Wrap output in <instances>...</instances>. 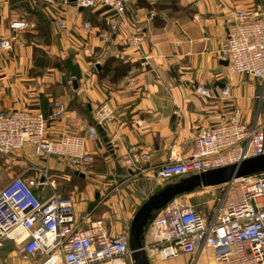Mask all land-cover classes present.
<instances>
[{
	"label": "crops",
	"instance_id": "1",
	"mask_svg": "<svg viewBox=\"0 0 264 264\" xmlns=\"http://www.w3.org/2000/svg\"><path fill=\"white\" fill-rule=\"evenodd\" d=\"M179 6L180 10L170 16L168 11L140 8L132 0L127 23L144 28L146 36L135 48L128 45L127 29L116 31L109 26L116 19L123 25L126 19H119L107 6L81 11L71 0L67 5L46 0H0V41L13 39L11 50L0 49V110L39 111L47 116L55 101L64 102L69 112L51 123L46 132L52 140L65 135L86 136L95 109L104 103L116 112L115 119L99 131V139L87 142L94 163L82 172L85 178H73L80 187L74 185L75 191L68 195L78 211L90 215V221L104 219L112 236L125 231L129 234L137 210L167 185L154 179L152 170L171 158L190 157L200 130L214 126L221 115L234 110H240L245 124H264L259 100L263 81L234 73L230 65L223 64L227 60L220 52L232 13L239 9L251 14L264 12V0H180ZM29 10L41 12L50 21V45L41 42L36 18ZM15 21L36 27L13 31L10 25ZM156 22L163 25L158 27ZM86 23L92 28L86 30ZM107 34L111 41L103 42ZM35 47L53 59L73 56L81 69L78 89L64 83L65 74L59 69L36 67ZM87 49L91 56L85 54ZM110 58L130 62L133 68L117 78L114 71L99 75L97 66ZM32 69L42 74L33 76ZM70 78L75 80V76ZM199 87L209 90L211 96L199 94ZM225 88L228 96L222 94ZM75 97V106L86 108L87 113L70 106ZM134 154H148L150 159L141 160L133 173L124 160ZM32 163L45 162L31 145L20 154L0 156V189ZM51 167L52 173L59 172L67 180L71 177L56 164ZM54 184V190L39 189L40 197L57 191L56 179ZM45 259L43 255L25 256L22 246L13 242L0 249L1 264H42Z\"/></svg>",
	"mask_w": 264,
	"mask_h": 264
},
{
	"label": "built area",
	"instance_id": "2",
	"mask_svg": "<svg viewBox=\"0 0 264 264\" xmlns=\"http://www.w3.org/2000/svg\"><path fill=\"white\" fill-rule=\"evenodd\" d=\"M46 1L68 4V0ZM131 1L75 0V4L83 9L103 4L117 13L119 19H126ZM118 25L113 30L127 29L130 47L139 48L145 42L144 28L130 27L127 21ZM29 27L33 25L25 21L10 25L13 31H25ZM84 28L89 30L91 26L86 23ZM12 41H0V49L11 50ZM220 52L234 73L253 76L264 85V12L234 11L226 44ZM85 54L91 55L88 49ZM197 92L211 96L205 88L199 87ZM229 93L228 88L222 90L224 96ZM259 100L264 108V90ZM68 112L67 104L61 101L53 103L48 117L39 111L0 110V156H13L31 145L34 154L46 160L41 167L30 164L22 175L0 189V249L13 242L22 246L27 257L43 255L46 259L42 264H127L126 259L132 257L128 233L112 236L104 219L90 221V215L78 211L70 197L53 191L41 198L34 192L40 187L55 189L53 161L63 172L87 171L94 163V156L87 152V142L97 141L99 127L116 117L114 108L104 103L95 109L86 136L49 139L46 136L49 123L59 121ZM262 155L264 124H245L240 110H234L221 115L214 126L200 130L190 157L171 158L152 173L154 179L168 182ZM149 159L148 154H134L124 161L134 173L141 160ZM221 187L222 196L208 218L178 200L154 216L144 241L150 260L157 258L165 262L186 256L191 258L190 264H264V173L236 179Z\"/></svg>",
	"mask_w": 264,
	"mask_h": 264
},
{
	"label": "water",
	"instance_id": "3",
	"mask_svg": "<svg viewBox=\"0 0 264 264\" xmlns=\"http://www.w3.org/2000/svg\"><path fill=\"white\" fill-rule=\"evenodd\" d=\"M71 1L75 2V0ZM80 10L83 11L84 9L80 8ZM223 64L228 66L229 62L223 61ZM74 89H78L77 81H74ZM99 131L102 132L101 127H99ZM262 173H264V155L192 176L179 183L168 185L151 196L137 210L129 229L128 239L133 263L152 264L144 250L145 233L155 214L178 197L191 194L199 189L221 186L236 179L250 178ZM75 175L83 178L86 177L79 172H76Z\"/></svg>",
	"mask_w": 264,
	"mask_h": 264
},
{
	"label": "trees",
	"instance_id": "4",
	"mask_svg": "<svg viewBox=\"0 0 264 264\" xmlns=\"http://www.w3.org/2000/svg\"><path fill=\"white\" fill-rule=\"evenodd\" d=\"M179 3H180V0H168L167 4H165V6H157L156 3H151L149 0H136V5L140 8H145V9H149V10L156 9L158 12L168 11V13H171V14H175L176 12H178L180 10ZM31 13L36 18V22H37L36 26H37V32H38L39 36L43 39L45 45H50V43H51L50 31H49L50 21L45 17L44 14H42L39 11L33 10V11H31ZM162 25H163L162 23L156 22V26L159 27ZM34 53H35L34 58L36 61V67L40 65L39 67H41V68L51 67V68L59 69L60 71L64 72L65 75L70 74L71 76H75V80H77V82H79V80H80L79 78L81 76V69H80V66L75 62L73 56H70L66 59H58V58L53 59V58H50L45 51H43L42 49H40L38 47L34 48ZM97 68H98V71L100 70L99 75L102 72L103 73H105V72L109 73L110 71H114V77L117 78L120 76L128 75V73H130V71L133 68V64H131L130 62L125 63L119 59L110 58L105 62V64L103 66H97ZM30 74L33 76H38V75H41L42 72H36V69H32ZM64 83L68 84L67 76H64ZM75 100H77V97H75V99L72 100V102L70 103V106L72 108H77L82 113H87L88 110L86 108H82V106H79V107L75 106V102H76ZM77 177L80 178V176H76L73 174V178H77ZM162 189L163 188H161L160 190H162ZM199 191H200V189L191 193V194H194V193L199 192ZM34 192L37 195H39V193H40L39 188H36L34 190ZM191 194H185L183 196L178 197L177 199H180L184 196H188ZM64 197H68V196L65 195ZM159 212L160 211H158L155 215H157Z\"/></svg>",
	"mask_w": 264,
	"mask_h": 264
},
{
	"label": "rangeland",
	"instance_id": "5",
	"mask_svg": "<svg viewBox=\"0 0 264 264\" xmlns=\"http://www.w3.org/2000/svg\"><path fill=\"white\" fill-rule=\"evenodd\" d=\"M154 3L157 4V6H165V4H167L168 0H155L153 1ZM99 6H103V4H99L97 7ZM96 7V8H97ZM30 11V10H29ZM109 11L112 13V14H115V16H118L117 13H113V11H111L109 9ZM129 7H128V10H127V15H129ZM173 12V11H172ZM171 13H168V15H170ZM174 14H171L170 16H173ZM31 17V16H30ZM30 17H26L27 19H29ZM118 21L116 19V22H113L111 21V23H109V26L111 27V29L113 30V26L115 24L118 25ZM126 21L128 22L129 21V18L126 16ZM30 25H33V27H29L28 29H32V28H35V24H31V23H28ZM91 26V25H90ZM92 28V26H91ZM27 29V30H28ZM106 36L109 38L108 41H106ZM2 41V40H1ZM102 41L103 42H109L111 41V36L110 35H104L103 38H102ZM41 42H43V39L41 38ZM44 43V42H43ZM137 48V47H135ZM91 56V55H90ZM67 76L68 78V86L70 85H73L74 86V81L73 79H71V75L70 74H67L65 75ZM73 82V83H72ZM53 106V105H52ZM50 114H48L46 117H48ZM62 120V119H60ZM59 120V121H60ZM54 121L50 122L49 125L51 123H53ZM48 125V127H49ZM47 136V135H46ZM48 137V136H47ZM63 137V136H62ZM49 138V137H48ZM50 139V138H49ZM59 140V139H58ZM195 143V141H194ZM21 151L17 152L16 154H20ZM44 162H46V160L44 159ZM54 164H56L58 166V164L55 162L53 163L51 166H54ZM33 166H37V167H41L43 164H34L32 163ZM59 167V166H58ZM59 172H54L52 173V175L54 176V179H56V192L58 195L60 196H68V195H72V191H75V187L74 185H78V187H80V183L78 181H75L73 180V174L75 175L76 172H69V171H66V173H69V175L71 176L69 178V180H67L66 178H63L62 176H59L58 175ZM80 174H84L86 176L85 173H82V172H79ZM191 177V176H190ZM189 177V178H190ZM8 179V178H7ZM184 179H188V178H183V179H173L171 181H168L167 182V185H173V184H176V183H179L180 181L184 180ZM7 181V180H6ZM10 181V180H9ZM6 182L7 183H9ZM72 181V183H71ZM78 182V183H77ZM167 185H165L163 188H165ZM4 187V186H3ZM222 196V187L221 186H217V187H211V188H206V189H200L199 192H196L194 194H191V195H188V196H184L182 198H180V203L186 205V206H191L193 207L194 209H196L198 212H200L202 215L206 216L207 218L209 216H211L212 212H213V209L214 207L216 206V203H217V200ZM131 226V225H130ZM130 226H129V229H130ZM123 234H126V231L125 233ZM128 235V234H127ZM152 264H190L191 263V258L189 257H186V256H183L181 258H178V259H172V260H169V261H165V262H159L158 259L156 258H153L152 260H150ZM126 262L127 264H134L133 263V260H132V257L131 258H127L126 259Z\"/></svg>",
	"mask_w": 264,
	"mask_h": 264
}]
</instances>
